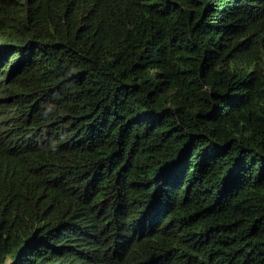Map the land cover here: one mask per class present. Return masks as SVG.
<instances>
[{
  "label": "trees",
  "instance_id": "obj_1",
  "mask_svg": "<svg viewBox=\"0 0 264 264\" xmlns=\"http://www.w3.org/2000/svg\"><path fill=\"white\" fill-rule=\"evenodd\" d=\"M0 264H264V0H0Z\"/></svg>",
  "mask_w": 264,
  "mask_h": 264
}]
</instances>
